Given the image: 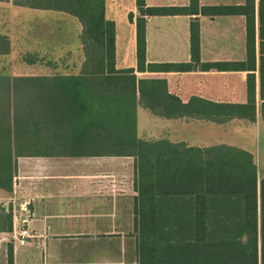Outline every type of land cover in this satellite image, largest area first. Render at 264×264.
Returning a JSON list of instances; mask_svg holds the SVG:
<instances>
[{
  "label": "crops",
  "instance_id": "obj_1",
  "mask_svg": "<svg viewBox=\"0 0 264 264\" xmlns=\"http://www.w3.org/2000/svg\"><path fill=\"white\" fill-rule=\"evenodd\" d=\"M40 2L0 0V77L10 78L12 71L13 77L78 76L93 69L85 62L79 19L45 9ZM145 2L147 7L190 5V0ZM246 4L247 0H199L200 10ZM104 6L106 20L115 23V68L135 71L138 139L157 147L244 151L253 156L264 178V169L259 168L264 153L257 155L258 144H264L259 0L255 1V70L250 66L241 70L139 71L136 21L142 15L137 0H104ZM144 18L147 65L191 63L192 22L199 23L201 63L248 62L245 15L211 17L200 12ZM20 53L24 58L15 65L14 57ZM251 75L253 103L248 92ZM56 131L51 138L40 130L36 139L18 141V149L39 153L13 154L12 189L0 188V264H8L9 248L14 264H67L70 262L63 258L77 256V252L60 248L79 240L91 246L86 254L93 247L103 251L90 264H121L130 256L124 232L136 230V159L70 153L120 148L104 141L95 146L93 133L86 132L84 141L78 142L71 134ZM101 136L105 138L103 133ZM11 146L14 151V140ZM24 230L32 236L22 238ZM109 240L121 247L116 254L102 248L110 245Z\"/></svg>",
  "mask_w": 264,
  "mask_h": 264
},
{
  "label": "trees",
  "instance_id": "obj_2",
  "mask_svg": "<svg viewBox=\"0 0 264 264\" xmlns=\"http://www.w3.org/2000/svg\"><path fill=\"white\" fill-rule=\"evenodd\" d=\"M40 1L45 9L64 11L79 19L85 62L93 69L78 76L0 77V84L4 82L0 85V188L12 189L13 154L39 153L18 149L19 140L36 139L40 130L50 138L55 130L71 134L78 142L84 141L86 132L93 133L95 146L104 141L120 149L70 153L136 159L138 264H264V178L253 156L229 148L157 147L140 141L135 71L115 68V23L105 18L104 0ZM255 1L200 10L199 0H190L188 7H147L145 0H137L142 15L136 21L138 70H241L250 66L255 70ZM200 12L211 17L246 16L247 63H201L199 23L192 22L191 63L146 64L144 17ZM130 19L133 21V15ZM259 24L264 99V0H259ZM90 81H95L94 85H89ZM254 88L251 75V103ZM102 133L105 138H101ZM8 264H14L12 248Z\"/></svg>",
  "mask_w": 264,
  "mask_h": 264
},
{
  "label": "rangeland",
  "instance_id": "obj_3",
  "mask_svg": "<svg viewBox=\"0 0 264 264\" xmlns=\"http://www.w3.org/2000/svg\"><path fill=\"white\" fill-rule=\"evenodd\" d=\"M22 55H23L22 53L15 55V57H14L15 65L18 62L22 61V58H24V56H22ZM0 66H1V64H0ZM0 72H2V71L0 70ZM13 75H14L13 71L10 72V78H13ZM140 136H142V131L140 133ZM263 148H264V144H263V142H260L258 144V148H257V150H258L257 155H259V157H260V155L262 156L264 153ZM259 166H260L259 168L264 169V164H263L262 160L259 161ZM124 235L126 238L125 249H126V251L129 252L130 256L127 257L126 260H124L125 262L121 261V264H123V263H125V264H138V257H137L138 238L136 236L137 234L135 231L131 230V231L124 232ZM108 242H110V245L104 246L102 248L107 249V250H109V252L114 253V254H116L119 250H121V247L119 245L117 246L115 244H111V243H113L111 240H109ZM93 248H94V251L95 250H97V251L88 252V254H86L85 252L91 250L92 248H91V246H86L85 241L79 240V241H76L74 245L63 246L60 249L63 250L64 252H66L65 250H69L71 252L72 251L77 252V256H74L72 258H70V257L63 258L65 261L70 262L67 264H74L75 261H77L76 262L77 264H80V263L82 264V262H83V264H90V261L97 259V257L99 255H101L103 252L102 250H100L101 249L100 247H96V248L93 247ZM110 258H114V257L112 256ZM109 263L114 264L115 262L111 261ZM115 264H120V263L116 262Z\"/></svg>",
  "mask_w": 264,
  "mask_h": 264
},
{
  "label": "built area",
  "instance_id": "obj_4",
  "mask_svg": "<svg viewBox=\"0 0 264 264\" xmlns=\"http://www.w3.org/2000/svg\"><path fill=\"white\" fill-rule=\"evenodd\" d=\"M20 235L22 238H30L32 236L27 230L22 231Z\"/></svg>",
  "mask_w": 264,
  "mask_h": 264
}]
</instances>
